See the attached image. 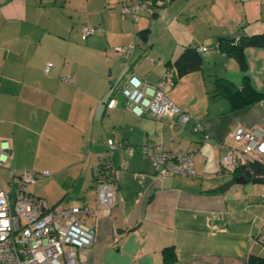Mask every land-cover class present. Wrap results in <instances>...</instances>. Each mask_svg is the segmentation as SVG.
<instances>
[{
    "label": "crops",
    "instance_id": "obj_1",
    "mask_svg": "<svg viewBox=\"0 0 264 264\" xmlns=\"http://www.w3.org/2000/svg\"><path fill=\"white\" fill-rule=\"evenodd\" d=\"M139 1L0 0V140L12 152L0 185L9 187V169L49 170L29 184L33 195L92 211L83 221L95 237L77 264H260L264 180L218 173L225 149L213 141L232 143L238 125L264 130V96L232 107L216 90L218 78L238 89L246 78L264 93V47L244 48V70L217 49L220 38L264 33V0H146L134 20L121 11ZM85 24L95 30L84 39ZM200 46L208 49H198L201 67L170 81L165 93L211 133L206 142L192 120L137 117L120 92L132 72L149 82L165 71L175 76L167 62ZM109 140L117 202L103 212L92 169ZM146 142L160 151L193 148L194 175L161 176L142 152ZM240 176L247 181L222 190Z\"/></svg>",
    "mask_w": 264,
    "mask_h": 264
},
{
    "label": "built area",
    "instance_id": "obj_2",
    "mask_svg": "<svg viewBox=\"0 0 264 264\" xmlns=\"http://www.w3.org/2000/svg\"><path fill=\"white\" fill-rule=\"evenodd\" d=\"M146 0H141L121 8L134 20L144 7ZM170 0H164V3ZM95 27L89 24L82 26V38L91 35ZM120 48V47H119ZM132 45L121 50L131 52ZM200 51L208 50L205 46ZM211 52L214 50L211 49ZM50 62L46 63L45 71ZM69 80V78H66ZM169 75L163 73L157 82H149L136 73L129 74L120 86L127 108L137 117L146 114L153 116H176L186 123L194 122V130L203 132L201 140L210 141L211 136L203 131L199 121L183 111L165 93ZM107 106H115L110 98ZM232 143L214 140L213 146L224 148L217 167L218 173L234 171H251L254 162L264 165V130L245 128L238 125L229 133ZM116 144L108 141L106 149L99 154L97 163L92 169L96 185L97 207L109 212L117 202V186L113 166V150ZM142 152L149 157L157 173L168 176L173 173L194 175V149L165 151L157 150L152 143L146 142ZM8 140H0V166L7 163L11 156ZM9 189L0 185V264H77L78 252L90 246L95 237V229L83 218L92 211L87 206L61 205L49 206L33 195L28 186L39 174L48 175L49 170L9 169ZM264 229V218L260 220Z\"/></svg>",
    "mask_w": 264,
    "mask_h": 264
},
{
    "label": "trees",
    "instance_id": "obj_3",
    "mask_svg": "<svg viewBox=\"0 0 264 264\" xmlns=\"http://www.w3.org/2000/svg\"><path fill=\"white\" fill-rule=\"evenodd\" d=\"M247 46L264 47V33H255L250 35L244 34L239 36L238 38H220L219 42L217 43V49L224 53L233 55L237 59L239 66L243 70L246 68V63L244 60V48ZM167 65L175 67V72H174L175 76H171L168 71L164 72L169 75V79H168V84H169L170 81L175 79L177 76L199 69L202 65V57L200 52L198 51V48L185 47L184 50L181 52V54L178 56V58L175 59L173 62L168 61ZM216 90L230 100V104L232 107L248 105L249 103H252L255 100L264 96V93L256 91L250 85V83L246 78H244L242 87L240 89L233 86L227 80L223 78H218L216 80ZM202 128L203 131L208 132L203 126ZM194 132H200L202 137L203 132L195 131V130ZM208 133L210 134L212 139L211 133L210 132ZM251 169H252L251 171L246 170L243 172L246 177L254 181L264 180V165L258 162H254L251 166ZM172 250L173 249L171 247L163 249L164 261H169L170 256L168 255V251H172ZM256 258L260 264L264 263L262 262L264 258L261 257H256Z\"/></svg>",
    "mask_w": 264,
    "mask_h": 264
},
{
    "label": "water",
    "instance_id": "obj_4",
    "mask_svg": "<svg viewBox=\"0 0 264 264\" xmlns=\"http://www.w3.org/2000/svg\"><path fill=\"white\" fill-rule=\"evenodd\" d=\"M247 179H245L243 176L237 177L234 180L230 181L229 183H227L222 190H225L226 188H228L230 185H232L233 183H239V182H246Z\"/></svg>",
    "mask_w": 264,
    "mask_h": 264
},
{
    "label": "rangeland",
    "instance_id": "obj_5",
    "mask_svg": "<svg viewBox=\"0 0 264 264\" xmlns=\"http://www.w3.org/2000/svg\"><path fill=\"white\" fill-rule=\"evenodd\" d=\"M225 174V173H224ZM3 179H5V175H3V173L2 174H0V180L1 181H3ZM237 186V185H236ZM9 187H7V189H8Z\"/></svg>",
    "mask_w": 264,
    "mask_h": 264
}]
</instances>
